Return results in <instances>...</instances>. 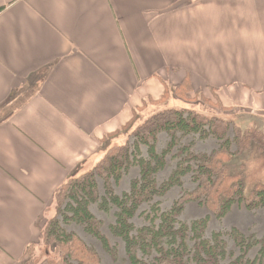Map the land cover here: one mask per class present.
<instances>
[{
    "label": "crops",
    "instance_id": "0c3cea01",
    "mask_svg": "<svg viewBox=\"0 0 264 264\" xmlns=\"http://www.w3.org/2000/svg\"><path fill=\"white\" fill-rule=\"evenodd\" d=\"M0 264L68 179L188 76L264 111V0H0ZM233 104V105H231Z\"/></svg>",
    "mask_w": 264,
    "mask_h": 264
},
{
    "label": "trees",
    "instance_id": "16d2710c",
    "mask_svg": "<svg viewBox=\"0 0 264 264\" xmlns=\"http://www.w3.org/2000/svg\"><path fill=\"white\" fill-rule=\"evenodd\" d=\"M208 89L216 100L213 107L220 109L216 90ZM184 91L186 95L194 91L188 76L173 88L181 99ZM166 93L167 86L159 101L144 103L160 104L168 96ZM195 93L206 104L212 103L201 96L202 90ZM160 135L167 140L157 150ZM189 136L202 142L211 138L217 148L209 154H196L192 142L182 144ZM168 158L175 162L174 168L158 182ZM255 162L264 163V132L258 128L241 129L230 121L189 110L153 114L125 142L112 146L90 171L68 179L56 190L51 204L53 214L44 217L47 209L37 222V239L26 247L20 264H101L95 250L75 232L65 229L69 226L80 227L116 261L117 251L102 233L103 223L91 213L92 205L104 214L115 210L114 223L108 231L122 243L129 264H145L143 259H151L152 264H264V237L258 240L236 228L206 236L210 218L220 222L234 206L250 213L264 212V182H247V169ZM133 168L138 176L129 182L127 192L117 195L113 186ZM186 177L195 188L183 191L169 210L161 211L154 201L181 188ZM97 180L102 183V196ZM190 204L203 207L207 215L189 223L180 222L179 217ZM142 206H148L149 211L144 216L145 224L135 229L132 220ZM254 249L257 255L250 259L248 255Z\"/></svg>",
    "mask_w": 264,
    "mask_h": 264
},
{
    "label": "rangeland",
    "instance_id": "374dc122",
    "mask_svg": "<svg viewBox=\"0 0 264 264\" xmlns=\"http://www.w3.org/2000/svg\"><path fill=\"white\" fill-rule=\"evenodd\" d=\"M172 86H167V97L164 98V101L160 104L153 105L152 103H144L143 107L138 108L135 114L132 116V121L130 124L125 127H122L119 131L114 134H110L104 140L105 142V153L115 145H120L127 140V138L148 118H150L153 114L158 112H163L166 110H189L201 115H205L208 117H217L222 120L230 121L233 124L239 126L241 129H247L251 127H255L264 132V111L259 113L258 111H254V109H249L247 107H242L240 104H231L233 106L228 107L229 105H224L221 103V108L216 110L213 105H215L216 100H214L213 96L210 92H206L205 89L202 90L201 96L205 99L212 100L211 104H206L203 99L196 98V95L193 93H188L184 91V97H180V93L173 92L171 89ZM173 92V95L171 96ZM219 100V99H218ZM220 101V100H219ZM225 108V111H223ZM222 109V110H221ZM231 137V135H229ZM132 140V139H130ZM167 138L165 135H160L158 137L157 150L163 148ZM193 144L192 151L196 154H209L211 151L217 148V143L209 138L206 141L202 142L197 139V137L189 136L182 140L183 145H188L189 143ZM144 153V149H142ZM100 161V160H99ZM98 161V162H99ZM175 162L167 159V167L166 169L158 175V182L166 179L174 168ZM255 164L249 167L247 182L248 185H251L256 180L261 179L264 182V163H252ZM138 176V171L136 168H133L117 185L113 186L114 192L117 195H121L123 192H127L129 190V182L132 179H135ZM98 191L100 196H102V183L97 180ZM195 188V185L189 177L183 179V186L181 188H174L170 192H168L164 197L156 199L154 202L157 203L158 207L161 211L169 210L172 206L173 202L182 194L183 191H192ZM53 206L48 209L47 214H44V217H49L53 214ZM91 213L103 223L102 233L107 237L110 245L114 247L117 251V260L113 261L111 258L106 255L98 242H96L91 237L87 236L80 227L69 226L65 229L68 232H75L85 243L87 246L92 248L97 252L100 257L101 264H129L126 261L125 252L123 250L122 243L114 239L110 236L108 227L114 223V212L115 210H110L109 213H102L96 206L92 205L90 207ZM149 207L142 206L139 210L138 214L133 218L132 223L135 229L140 228L145 224L144 216L148 214ZM204 208L197 204L187 205L179 217L180 222L189 223L193 220L203 218L206 216ZM231 228L238 229L241 233L246 236L253 235L258 240L264 237V212L263 210L255 211V212H247L241 206H234L229 213V215L220 222L210 218L206 236H211L214 232L225 233L228 232ZM257 255V249L252 250L248 257L250 259H254ZM145 264H152L151 259H143Z\"/></svg>",
    "mask_w": 264,
    "mask_h": 264
}]
</instances>
